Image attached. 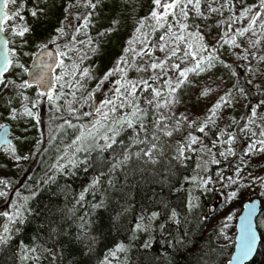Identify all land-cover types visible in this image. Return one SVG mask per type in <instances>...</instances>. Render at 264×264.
Returning a JSON list of instances; mask_svg holds the SVG:
<instances>
[{"label":"trees","instance_id":"1","mask_svg":"<svg viewBox=\"0 0 264 264\" xmlns=\"http://www.w3.org/2000/svg\"><path fill=\"white\" fill-rule=\"evenodd\" d=\"M129 2L132 11L137 9L140 11V15L153 7L152 0H129ZM256 2L257 0H244L240 7L242 4ZM216 3L222 4L223 2ZM31 8L30 0H26L23 13L26 17V24L34 29V35L38 33L54 34V29L59 26V22L63 21L65 16L67 17L66 24L72 25L71 28H65L67 35L54 43H49V46L56 50L59 45L60 52H63L66 45L68 47L72 44V35L76 34L75 27L84 22L82 17L89 11L93 13L91 18L94 21V30L99 32L102 28L107 27L108 22L115 17L116 13L123 10V16H120L119 30L100 37L102 46H104L101 50L110 52L106 55L105 61H110L113 53L112 47L105 44L106 39H110L112 43L118 41L130 27L128 12H124L126 8L119 0H99L95 9L88 6L87 0H46L41 6L45 9L46 14L38 19L31 15ZM193 8V5H189L188 23L199 24L209 43H212L213 38L225 29L227 23H232L233 27H239L246 23V21H228L226 19L229 15L227 7L224 8L222 14H213L215 20L212 22L198 17ZM160 10L162 11V9ZM201 10L207 12L206 9ZM217 20L220 21L219 24L216 23ZM168 22H173L171 13L168 16ZM146 25L147 27L142 31L150 34L151 28L154 27V21L149 19L146 21ZM203 25L206 26L205 29ZM162 31L164 29L157 28L156 32L152 33L151 42L158 38ZM87 48V45L83 46V49ZM223 51L230 61L235 62L239 81H244L246 78L245 67H243L245 61H241L229 53L227 46ZM61 59H63L64 65L61 66L58 63L56 75L65 74L57 81L54 90V94L60 95V99L56 102L60 108L57 109L47 97L46 99L42 97L39 104L35 106L39 116L37 123L41 137L37 152L18 169L11 168L0 158V177L11 182V189L3 212L12 211L13 200H20L23 196L29 195L31 191L36 190V195L31 197L25 205L26 208L31 209L24 214L25 219L22 222L9 225L14 230L11 233L10 241L6 245H0V264H101L105 256H108L111 264H226L233 252L235 241L230 244H223L219 241V228L223 221L217 214L225 206L227 194L231 189L227 187L226 180H219L217 170H220L225 176H228L230 171L228 168L224 169L223 161L219 165L209 164L207 174L213 176V182L206 189L194 188L196 182L186 181L183 177L205 175L204 172H198L196 169V164L199 162L197 154H192L189 157L186 166H174L175 161L170 155L169 145L180 140V135L174 134L173 138L162 137L165 151L153 161L143 155L138 157L134 154L145 147L144 144L131 143L133 138L143 139L144 132L138 124L131 127L125 126L115 138L116 143H113L111 147H99L106 143L103 140V132H101L94 140L91 137L86 139L85 147L88 150L85 152L84 148H81L76 153L78 162L75 166L64 164L63 171H56L55 177L48 179L52 177L53 165L63 163L66 149L75 151L72 141L77 134L71 137L74 128L81 124L90 125L92 122L89 123L88 118H95L93 111L89 114L79 113L81 107L86 104L84 99L88 100V98L81 100V89L78 86L75 88L72 86L75 84V78L70 73L72 72V63L77 61V54L68 58L63 56ZM108 66V63L102 65L103 70H107ZM211 71L210 76L214 77L212 78L214 84H220L221 78L223 79L224 83L220 84L221 90L231 88L232 84L237 82L236 78L231 77L222 66H217ZM207 76V73H201L199 76L189 74V79L194 81L195 85H199L209 78ZM149 83L152 82L149 81ZM242 86L244 85L242 84ZM74 92L75 95H73ZM196 92L198 89L192 84L182 85L178 90L179 103L185 107L188 106L186 109L183 108V111L195 114L193 113L195 109L193 93ZM61 93L63 94L61 95ZM254 94L256 93L254 92ZM218 95L219 91H214L206 98H209L211 103ZM145 96L150 98V92L138 88L137 97L140 99V104L149 111L145 126L148 127L150 135L151 123L155 119L152 114L154 109L144 105ZM260 99L264 100V96H261ZM6 101L5 95L0 97V117H2L1 113L4 114L7 109ZM80 101L81 106L79 105ZM249 103L254 106L257 101L249 97ZM69 107L75 108L76 112H69ZM105 110L107 109L105 108ZM220 111L222 115L230 111L237 120L250 112L247 105L242 106L240 103L222 107ZM129 112H131L130 107L120 109L117 105V113H110V115L117 116V114ZM160 112L168 115V111L163 106L160 108ZM66 120L71 121V125L64 124ZM218 123L221 126V120H218ZM62 124L68 126L67 134H62L64 127H60ZM262 124H264V110L260 122V125ZM88 130L90 129L86 127L85 131ZM66 135H69L70 138L61 141ZM208 142V139L204 140L205 144ZM246 142L244 134H239V139L236 142L237 152ZM124 151L130 154L129 160L112 169L115 159L121 158ZM57 157L61 159L58 161ZM166 169H171L172 174L170 175ZM250 169L249 172L252 175H264V156H256L255 163ZM93 178H98L99 183L89 188ZM178 185H182V187L179 191H175L174 188ZM86 188L88 191L84 192V198L81 200L80 193ZM17 192L20 193L19 197L16 195ZM189 192L198 197L194 201L197 206L191 212H185V202ZM219 196L222 198L221 203L212 215H208L210 205ZM261 196H264V189L258 186L255 188L243 187L233 201V212L238 216L246 201L254 198L261 199ZM102 198L104 207L93 209L92 205ZM156 208L162 212L156 223H163L164 231L161 232L156 227L147 234L142 230L134 232L133 227L138 217ZM170 208H176L180 213L179 223L167 219ZM3 212L0 213V229L3 228L7 219L3 216ZM259 219H264V211L258 217V221ZM82 222L88 229L87 233L81 234L83 230L79 225ZM121 242L126 247L123 250H117L115 246ZM25 245L35 251L29 252L25 256L24 252L27 251ZM110 250L117 252L115 257L109 255ZM248 264H264V241L261 240L257 256Z\"/></svg>","mask_w":264,"mask_h":264},{"label":"snow or ice","instance_id":"2","mask_svg":"<svg viewBox=\"0 0 264 264\" xmlns=\"http://www.w3.org/2000/svg\"><path fill=\"white\" fill-rule=\"evenodd\" d=\"M9 2L15 3L16 0H4L5 5ZM98 3L99 0H87L88 6L92 9H95ZM152 3L153 7L148 16L140 17L138 23L134 26V32L143 37L138 41L139 47H136L137 37H129L127 45L114 58L112 67L107 68L99 77H95L97 80L96 88L98 89L114 73L119 75L120 79L114 81L117 87L112 98L102 104L100 108L95 109L97 113L95 122L87 126L79 125L80 134L72 141L75 151H67L66 149L63 155V163L53 165L52 177L48 179L54 178L56 171H63L64 164L71 166L77 164L76 153L81 148H84L85 152L88 150L85 147V141L88 137L94 140L96 136L103 132V140L106 143L99 145V147H111L113 143H116L115 138L125 126L131 127L134 124H138L139 128L144 132L143 139L133 138L131 143L144 144L145 147L135 152L136 156L143 155L149 160L155 161L165 151L161 138H173L174 134L181 136L180 140H176L173 145H169L171 158L175 161L174 166H186L189 157L192 154H197L199 162L196 164V169L198 172H204L205 175L197 174L183 177L186 181H195L194 188L206 189L213 182V176L207 174L209 164L219 165L223 161L224 167L228 168L232 173L225 176L220 170H217L219 180H228L229 185L232 187V190L227 194L228 200L237 197L243 187L255 188L258 186L264 189V175H252L251 172L247 171L248 168L252 167L251 161L257 154L264 156V124L260 125L258 132L253 131L258 109L264 108V100L260 99L261 96H264V51L256 50L257 45L261 43V39L264 37V0H257L253 4H242L238 9L235 6V0H224L222 4H214L213 0H207L205 4L206 13L201 10L202 0H163V2L162 0H152ZM189 5L194 6L193 10L198 17H203L206 20L212 19L215 13L222 14L224 8L227 7L229 15L226 19L228 21H246V23L241 24L239 27H233L232 23H227L225 29L213 38L212 43H209L199 24L195 22L192 24L188 23ZM24 7L26 5L22 2L21 8L17 9L11 17L7 11H3L0 14V31H4L5 22L9 19L14 20ZM30 12L37 19L46 14L45 9L36 5L30 9ZM169 13L172 15L173 22H168ZM92 15L93 13L89 11L87 15L83 16L84 23L76 26L74 32L78 33L82 29H87L93 23L90 19ZM149 19L154 21L151 33L154 34L157 28L167 29L163 35L159 36L157 42H150L149 33L142 31V29L147 27L146 21ZM21 20H23V17H21ZM66 22L67 17L65 16L64 20L59 22V26L54 29V34L45 37L36 36L35 38H33L34 29L31 27L16 23L10 25L13 40L9 41L6 38H0V92L5 88H8L9 91L15 90L17 94L23 96L25 101H28V96L22 90L35 86L37 96L35 100L30 102L33 107L39 104L42 97L46 96L50 103L54 104L57 109L60 108V105L56 103L60 99V95L54 94L56 83L48 79L47 69L51 68V65H47L45 68L37 66L30 70L23 62V58L26 56L35 57L37 53L51 57L53 53L48 50L49 43L60 40L61 37L67 35L65 28L72 27ZM120 23L119 19L113 18L108 22L107 27L102 28L97 33V37L117 32ZM216 23L219 24L220 21L217 20ZM256 33L260 34L257 35ZM209 35H211L210 32ZM16 37H19L18 47L15 46ZM30 39H33V46L36 48V52L25 50L29 45ZM72 40L76 41L74 34L72 35ZM76 43L81 45L87 43L93 53L100 51L99 45L90 36H86L85 41H76ZM10 44L13 46H9ZM226 46L229 53L247 62L245 68L248 75L242 82L239 81L235 62L230 61L225 51H223ZM65 48H67V45ZM78 51L84 52L83 47L78 49ZM157 51L161 55L157 56ZM57 55L60 57L67 56L68 52H60L59 45H57ZM138 57L140 58L139 61L137 60ZM58 62L61 66L64 65L63 59ZM217 65L225 68L231 77L236 78L237 82L233 83L231 88L220 89V84L224 83L222 78L220 84H214L213 86L208 84L195 85V82L189 79V74L199 76L201 73H207L216 68ZM10 68L20 69V74L17 78L9 79L6 76ZM72 69L73 71L70 74L74 78L78 76V79H75V84L72 85L74 88L78 86L83 89L85 85L81 81L85 80V78L94 79L90 66L81 68L79 64L73 62ZM129 71L136 72L137 77L134 79L127 78ZM29 72L30 76L28 79L21 78L24 73ZM64 74L61 73V76H56L55 81H59ZM143 74H147V77L145 78ZM149 81L152 83H149ZM185 84L196 86L198 89L197 94L203 97H208L214 91H219V95L210 103L206 113L195 115L186 111H179L178 113L173 111L175 105L179 103L177 98L178 90ZM138 88L151 94L150 98L148 96L144 98V105L154 109L152 114L155 119L151 123L150 135L148 134V127L145 126L149 111L140 104V99L137 97ZM73 95H75V92ZM88 95L90 97L91 93ZM249 97L257 101L254 106L249 103ZM82 99L84 98L82 97ZM84 102L87 103V99H84ZM114 102L116 103L114 104ZM237 103L242 106L247 105L250 110L249 114L242 116L240 120H237L234 116L221 114L220 110L222 107L234 106ZM6 104L8 116L13 119L18 118L19 112L16 107H12V100L8 99ZM117 105L120 109L130 107L131 112L111 116L110 113H117ZM162 106L168 111V115L160 112ZM105 108L107 110L102 111ZM22 111L29 117H35L37 122L39 121L38 114L28 104L22 107ZM68 111L75 113L76 109L69 107ZM218 120L224 121L223 127L220 126ZM64 124L71 125V121L66 120ZM64 124L60 125V127H63ZM72 126L75 127V125ZM86 127L90 130L85 131ZM7 129V122L0 123V146L6 145L4 151L11 157L13 162L26 160L30 153L21 154L13 140L9 139ZM97 129H100V131H97ZM241 133L245 137H249V139L237 152L233 145L238 141ZM205 139H208V144L204 143ZM129 156L130 154L124 151L121 154V158L115 159L112 169L126 163L129 160ZM229 157L232 159L230 160ZM57 159L59 161L61 158L57 157ZM166 171L170 175L172 174L171 169H166ZM253 171H256V169H253ZM98 183L99 179L93 178L89 188ZM180 187L182 185H178L174 190L179 191ZM10 189L11 182L6 178L0 177V197L7 198ZM86 191H88L87 188L80 193L81 200L84 198V192ZM16 195L19 197L20 193L17 192ZM35 195L36 190H33L29 195L23 196L22 199L13 200L12 211L3 212V216L7 219L3 228L0 229V245H6L11 239V233L14 229L10 228L9 225L22 222L25 219L24 214L31 211L25 205ZM197 199L198 197L193 196L189 192L185 202V212H191L197 206L194 203ZM261 199H264V196H261ZM255 203V201L249 200L247 204L243 205L245 215L239 217L240 235L237 238L239 240L236 245L237 251L232 254V258L227 261V264H245V261L249 260V258H254V254L258 251L256 247L257 239L261 238L264 241V224L253 225L251 219ZM103 207V198L92 205L93 209ZM168 212L170 214L167 215V219L175 220L177 223L180 222V213L176 208H170ZM161 215L160 209L156 208L145 215L139 216L133 231L142 230L147 234L158 227L163 232L164 224L156 223L157 218ZM234 219V212H228L219 228L220 234L226 240L229 239L227 222L234 221ZM79 227L83 230L81 234L87 233L88 229L83 222ZM15 230L18 231L19 229ZM149 238L151 239V236ZM125 247L122 242L115 246L117 250H123ZM25 248L27 249L24 252L25 256L29 252L35 251V249L29 248L27 245H25ZM116 254L115 250H110L109 252V255L113 257ZM101 264H111L108 256L104 257Z\"/></svg>","mask_w":264,"mask_h":264},{"label":"rangeland","instance_id":"3","mask_svg":"<svg viewBox=\"0 0 264 264\" xmlns=\"http://www.w3.org/2000/svg\"><path fill=\"white\" fill-rule=\"evenodd\" d=\"M45 1L46 0H30V5H31V7L36 5V6H39L41 8L42 4H44ZM218 1L224 2V0H213V3L215 4ZM22 2L26 5V0H16L15 3H11V2L7 3L6 7H7V10L9 12L10 17L12 16L13 13H15L17 11V9L21 8ZM119 2H121L122 6L124 8H126V11H124V12H128L127 14L129 16L128 20H129V26L130 27H129L127 33L124 36H122L118 41H115L112 43V41L110 39H106L105 44L108 46H111L112 47L111 49H113L112 59L110 61H105L106 55L110 54V52H106V51L101 50V48H103L104 46H102L103 44H102L101 38L97 37L98 31L94 30V21L92 18H90V19L93 21V23H91L87 29H82L81 32L76 33L75 37H76V41H85L86 36H90L96 42V44L99 45L100 51L93 53L90 51V49L88 47L87 49H84V52H79L78 49L87 45V43H84L83 45H81L79 43H76V41H73L72 44H70L67 48H63V52L64 51L68 52V55L65 56L66 58H68L69 56L73 57L75 54H77L76 64H79L81 68L85 67V66H90V68H91L92 76L94 77V79L85 78V80L81 81V83H83L85 85V87L83 89H81L82 97L88 98V100H87V103L84 105V107H81V111H79V113L82 112V113H86V114H89L93 111L95 118L94 117H93L94 119L88 118L89 123H91V122L93 123L96 120L97 113L95 112V109L100 108L102 104H104L107 100H110L112 98V95L114 94V90L117 87V85L114 83V81L117 79H120L118 74L112 75L109 77V80L104 81L102 86L97 89L96 88L97 80L95 79V77H99L100 75L103 74L104 71H106V70H103V68L105 66L102 67V65H105L108 63L109 64L108 68L112 67L114 58L116 57V55H118L121 52L122 48L127 45V41L129 39V37L136 36L137 37L136 47L137 48L139 47L138 41L140 39H142L143 37H141L140 34L134 32V26L138 23L140 17L147 16L148 12L150 11L147 9L143 15H140L139 10L133 9V11H132V7L130 6L129 0H119ZM242 2H244V0H235L236 8H239ZM206 3H207V0L202 1L201 9H203V10L206 9L205 8ZM23 10H24V8L19 12V14L16 16V18L14 20L9 19L4 24V33H5V35L9 41L13 40V36H12L11 31H10V25L12 23H16L18 25L23 24V25L29 26V24H26V17L23 13ZM120 16H123V10H120L119 13H116L114 18H117L120 20L121 19ZM21 17H23V20H21ZM208 20L210 22H212L213 20H215V16H213L212 19H208ZM257 26H259V25H257ZM203 28L205 29L206 26L203 25ZM165 31H167L166 28L164 29V31H162L160 33L159 36L163 35ZM256 34L259 35L260 33H256ZM36 36L45 37V36H49V35L47 33H38V34H35L33 38H35ZM151 36H153L152 33L149 34V41L150 42H151V40H150ZM159 36H158V38L152 40V42H157L159 39ZM9 46H13V45L10 44ZM15 46H17V47L19 46V37L15 38ZM25 50L29 51V52H36V48L33 46V39L29 40V45ZM256 50L264 51V37H262L261 43L259 45H257ZM236 51H238V50H236ZM156 55L159 56V55H161V53L159 51H157ZM33 58L34 57H32V56H26L23 58V62L25 63V65L28 68H29ZM61 58L62 57H60V59ZM139 59L140 58L138 57L137 60L139 61ZM241 61H243V60H241ZM246 63L247 62L245 61V64ZM217 66H219V65H217ZM243 67H245V65ZM244 70H245L246 77H247L248 73H247L246 68H244ZM72 71H73V69H72ZM213 71H215V70H213ZM19 74H20L19 68H10L9 71L6 73V76H8L9 79H15L19 76ZM24 74L21 78L27 79V73H24ZM211 74H212V71L207 72V75H208L207 77H209V78L207 80L202 81V84H209V86H213V84L215 82H213L212 78H214V77H211L210 76ZM143 75L145 76V78L147 77V74H143ZM136 77H137L136 72H134V71L128 72L127 78L134 79ZM75 79H78V76L75 77ZM22 91L28 96V98H29L28 101H25L23 99V96L17 94V92L15 90L9 91L8 88H5L2 92H0V97L5 95L7 97V100L11 99L12 100V107H16L18 109V112H19L18 118L13 119L12 117L8 116L7 110H6L4 114L1 113L2 117H0V123L7 122V124L11 125V127H12L11 136L14 138L13 142L17 146V148L20 150L21 154L30 153V155L28 156V158L26 160H23L20 162H13L11 157L4 151V147H6V146L0 147V158L3 159L4 163L8 164L13 169H18L21 165L25 164L29 159H31L33 157V155L37 152V150L40 146V143H41L40 130H39V126H38L36 118L35 117H29L22 111V107L25 104H28V106L32 107V110L37 113L36 107H35L36 105L33 107L30 103L31 101L36 99V96H37L36 88H35V86H33L31 88H28V89H23ZM89 93H91L90 97L88 95ZM190 96H192V95H190ZM198 97H199V99H198ZM43 98L46 99V96H44ZM208 99L206 97L198 95L197 92L195 94L193 93V103L195 105V109H194L193 113H195V115H201V114L206 113V109L208 108V104H210V101ZM40 100H42V99H40ZM81 100H83V99H81ZM95 102H96V105L94 108ZM80 104H81V101L79 102V105ZM183 108L186 109V108H188V106L185 107V106L181 105L180 103H178L175 105V108L173 109V111H181V110L183 111ZM263 110H264V108L258 109V115L255 118L256 124L253 127V131H257V132L259 131L260 122L262 121V118H263ZM102 111H105V109H102ZM225 111H227V110H225ZM223 115L224 116H232L230 111L226 112ZM221 122H222L221 126L223 127L224 121L221 120ZM67 128H68V126H64L62 128V134L68 133ZM80 131H81V129L79 126L75 127L71 133V137L75 136L76 134L79 135ZM68 138H70V136L66 135L62 138L61 141H66V139H68ZM248 139H249V137H246V140H248ZM37 144H38V147H37ZM233 147L235 149H237L236 143L233 145ZM258 155L259 154H257V156ZM229 158H231V157H229ZM255 158L251 161L252 166L255 163ZM224 169L227 170L226 167H224ZM250 170H251L250 168L247 169L248 172ZM231 174L232 173L230 172L229 175H231ZM241 174L243 175V173H241ZM226 182L228 183L227 187L232 190V187L229 185V181L226 180ZM235 198H237V197H235ZM235 198H233L232 200L227 199L225 206H223L219 210L220 213L217 215H219V217L222 218L223 222H224V220H223L224 216L230 211L233 212L232 205H233V201L235 200ZM6 201H7V198L0 197V213H2L4 211L3 208H4V205L6 204ZM261 201L264 202V200H262V199H261ZM234 216H235L234 221L227 222L229 239L226 240L224 238V236L221 235L220 233L218 235L219 241L222 242L223 244H230V243L235 241L236 224H237V219H238V216H236L235 212H234ZM258 223L264 224V219H259Z\"/></svg>","mask_w":264,"mask_h":264},{"label":"water","instance_id":"4","mask_svg":"<svg viewBox=\"0 0 264 264\" xmlns=\"http://www.w3.org/2000/svg\"><path fill=\"white\" fill-rule=\"evenodd\" d=\"M3 11L8 12L7 7L4 3V0H0V14H2ZM0 38H6L7 39L4 31H0ZM48 50L51 51L53 53V55L51 57H49L47 55H41V54L37 53V55L33 58L30 66H29V69L33 70L37 66H39L41 68H45L47 65H51V68L47 69L48 70V79H49V81L55 82L57 85V81H55V77H56L55 70H56V67L58 65L59 56L57 55V50L55 48L48 46ZM29 76H30V72L27 73V79L29 78ZM95 105H96V102L94 103V108H95ZM7 131L9 133V139H12L14 141V138L11 136L12 127L10 124H8ZM4 146H6V145H4ZM0 147H3V146H0ZM221 201H222L221 196L217 197V199L210 205L208 215H212L216 211V209L218 208ZM253 201H255L256 203H255V209H254V212H253L251 219H252L253 225H255V224H257V219H258L259 215L261 214V212L264 209V204L261 202V200L259 198H255V199H253ZM248 202L249 201L245 202L244 204H247ZM242 215H245L244 209H242V211H241V213L237 219L235 246H234V250H233L232 254H234L237 251L236 245L239 243V240L237 238L240 235L239 217ZM260 244H261V238H258L257 244H256V247L258 250H259ZM232 254H231V257L229 259L232 258ZM257 254H258V251L254 254V258L257 256ZM254 258H249V260L245 261V264L250 263ZM226 264H227V262H226Z\"/></svg>","mask_w":264,"mask_h":264}]
</instances>
